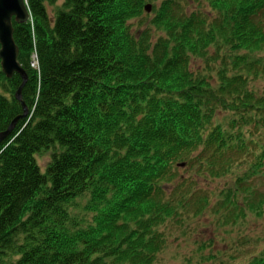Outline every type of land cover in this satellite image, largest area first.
<instances>
[{
	"label": "trees",
	"instance_id": "trees-1",
	"mask_svg": "<svg viewBox=\"0 0 264 264\" xmlns=\"http://www.w3.org/2000/svg\"><path fill=\"white\" fill-rule=\"evenodd\" d=\"M59 1L27 0L30 19L13 18L29 113L0 143V264H157L160 226L182 220L194 198L179 191L183 182L163 197L177 162L226 170L250 147L245 126L264 125V108L248 101L260 98L243 92L250 52L264 45V0H211L217 15L209 25L179 0H162L152 17L144 14L152 0ZM137 18L145 25L139 35ZM191 54L208 55L209 69L216 62L215 85L211 71H192ZM238 66L248 73L227 84ZM22 81L7 77L0 59V132L23 111L15 96ZM218 107L233 111L231 131L206 126ZM48 151L43 170L37 155ZM263 158L264 149L255 166ZM86 192L92 215L80 224L70 207ZM197 200L195 214L207 204ZM220 215V225L243 217Z\"/></svg>",
	"mask_w": 264,
	"mask_h": 264
},
{
	"label": "rangeland",
	"instance_id": "rangeland-1",
	"mask_svg": "<svg viewBox=\"0 0 264 264\" xmlns=\"http://www.w3.org/2000/svg\"><path fill=\"white\" fill-rule=\"evenodd\" d=\"M161 1H147L151 4L152 10L150 12L144 11V14L152 17L153 9ZM210 1L179 0L186 15L190 17L193 11H199L200 16L205 19L206 25L210 24V22H207L208 20L217 15L212 1ZM61 3L62 0L58 2V4ZM54 9L55 6H49L51 15H53ZM144 21L146 23L147 20ZM131 23L133 33L137 32V35L145 27L141 22V18L131 20ZM160 33L162 35L164 32L159 30L153 33L154 41ZM217 38L218 41L209 45L212 53L215 51V44L221 41L219 36ZM223 38V40H226L224 42L229 41L225 37ZM206 58H208V55L191 54L190 59L193 60L192 71L198 72L200 75L211 71L214 78L210 81L215 85L218 75L215 74L213 68L216 62H210L211 69H209ZM250 58L251 60L247 61L253 64V71L248 82H245L243 92L245 91L249 95L253 93L254 98H260V105L256 103L258 101L255 99H248L251 106L264 108L262 105L264 104V45L256 52L251 51ZM238 67L231 68L230 73L235 72L233 73L234 78L228 79L226 77L225 82L227 84H236L238 75L242 76L248 73L240 66ZM215 115L214 118L206 121L209 130L214 128L232 130L233 111L218 107ZM250 123L245 126L246 134L252 133L250 147L247 152L234 154L231 157L233 163L229 168L216 172L219 167L217 165L212 171L207 162H203L201 168L198 162L193 163L188 168L190 159H186L177 162L178 169L175 180L173 182L164 181L163 197L165 200L171 197L170 192L174 190L173 187L181 182H183V185L179 191L186 192L185 196L194 194V198L190 201L191 206L183 211L182 220L177 222L170 219L160 226L165 238L162 250L157 254V264H249L253 259L260 258L264 260V175L251 183L247 182L248 175L258 161L261 146H264V126L254 128ZM258 130H261V133L257 132ZM198 151L190 152V158ZM37 159L44 170L50 160V152L37 155ZM235 188L237 189L235 190V201H233L228 194ZM90 197L91 194L86 192L80 200V206L70 207L75 220L80 224L90 219L92 215V211L87 210L85 206ZM198 197L202 200L207 197V204L199 214H195V211L198 212L201 203L198 202ZM178 199H181V195L178 196ZM237 203L242 205L241 211H239L241 207ZM228 210L233 213L232 217H236L239 213L243 217L235 223L230 221V223L220 225L218 222L220 214Z\"/></svg>",
	"mask_w": 264,
	"mask_h": 264
},
{
	"label": "water",
	"instance_id": "water-1",
	"mask_svg": "<svg viewBox=\"0 0 264 264\" xmlns=\"http://www.w3.org/2000/svg\"><path fill=\"white\" fill-rule=\"evenodd\" d=\"M146 10L151 11V4L146 5ZM31 17L27 0H0V58L2 71L7 77L18 73L22 77V83L17 88L15 96L22 101L23 112L11 121L7 129L0 132V143L13 131L17 122L26 117L29 109L22 100V89L28 80V74L19 62V47L14 38L13 18L19 23L27 22Z\"/></svg>",
	"mask_w": 264,
	"mask_h": 264
}]
</instances>
